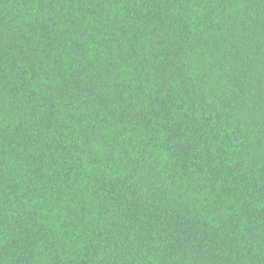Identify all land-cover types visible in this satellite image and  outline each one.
I'll return each mask as SVG.
<instances>
[{
    "label": "trees",
    "instance_id": "16d2710c",
    "mask_svg": "<svg viewBox=\"0 0 264 264\" xmlns=\"http://www.w3.org/2000/svg\"><path fill=\"white\" fill-rule=\"evenodd\" d=\"M0 264H264V0H0Z\"/></svg>",
    "mask_w": 264,
    "mask_h": 264
}]
</instances>
